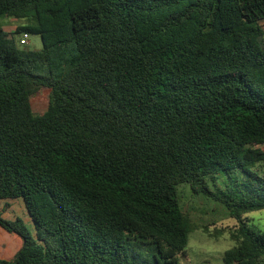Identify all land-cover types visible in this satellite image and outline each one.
Listing matches in <instances>:
<instances>
[{"label":"trees","instance_id":"1","mask_svg":"<svg viewBox=\"0 0 264 264\" xmlns=\"http://www.w3.org/2000/svg\"><path fill=\"white\" fill-rule=\"evenodd\" d=\"M0 16L27 21L0 28V200L35 229L0 214L22 241L0 264H181L202 228L182 185L236 220L225 264H264L245 220L264 209V0H0Z\"/></svg>","mask_w":264,"mask_h":264},{"label":"rangeland","instance_id":"2","mask_svg":"<svg viewBox=\"0 0 264 264\" xmlns=\"http://www.w3.org/2000/svg\"><path fill=\"white\" fill-rule=\"evenodd\" d=\"M26 24V20L0 16V28L6 33H14L18 27ZM29 35V44L21 48L32 51L41 50L43 48L41 36L32 33ZM15 37L19 42L22 34ZM49 102L50 90L43 88L38 95L32 98L34 113L42 115ZM256 171L264 176V163L259 165ZM217 184L223 187V178H219ZM179 193L183 212L202 227L190 235L186 256L182 257L181 264H225V252L235 246V242L231 239V233L237 226L236 220L231 218L229 212L219 203L203 196L194 195L188 185L180 186ZM0 214L7 220L22 218L35 233L34 224L22 199L0 200ZM245 218L249 226L264 231V209L246 214ZM21 244L22 241L19 237L0 229L1 259H12ZM143 254H145L148 263L151 264L153 260L151 254Z\"/></svg>","mask_w":264,"mask_h":264},{"label":"built area","instance_id":"3","mask_svg":"<svg viewBox=\"0 0 264 264\" xmlns=\"http://www.w3.org/2000/svg\"><path fill=\"white\" fill-rule=\"evenodd\" d=\"M29 42H30V35H29V33H26V32L22 33V37L19 40V44L21 46H26V45L29 44Z\"/></svg>","mask_w":264,"mask_h":264},{"label":"crops","instance_id":"4","mask_svg":"<svg viewBox=\"0 0 264 264\" xmlns=\"http://www.w3.org/2000/svg\"><path fill=\"white\" fill-rule=\"evenodd\" d=\"M14 249V248H13ZM13 251V250H12Z\"/></svg>","mask_w":264,"mask_h":264}]
</instances>
